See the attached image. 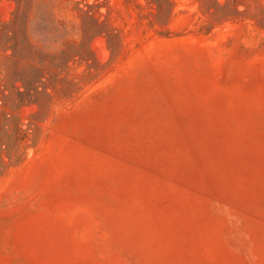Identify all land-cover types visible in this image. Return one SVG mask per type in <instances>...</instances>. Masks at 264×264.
Listing matches in <instances>:
<instances>
[{"label": "rangeland", "instance_id": "374dc122", "mask_svg": "<svg viewBox=\"0 0 264 264\" xmlns=\"http://www.w3.org/2000/svg\"><path fill=\"white\" fill-rule=\"evenodd\" d=\"M0 264H264V0H0Z\"/></svg>", "mask_w": 264, "mask_h": 264}]
</instances>
